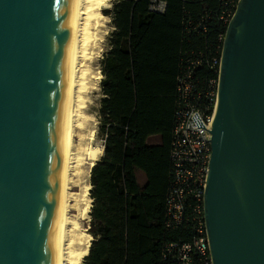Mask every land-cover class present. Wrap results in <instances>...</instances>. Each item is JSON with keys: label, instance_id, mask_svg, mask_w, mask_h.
<instances>
[{"label": "water", "instance_id": "obj_1", "mask_svg": "<svg viewBox=\"0 0 264 264\" xmlns=\"http://www.w3.org/2000/svg\"><path fill=\"white\" fill-rule=\"evenodd\" d=\"M74 0H0V264H55ZM203 213L212 264H264V0L224 35Z\"/></svg>", "mask_w": 264, "mask_h": 264}, {"label": "trees", "instance_id": "obj_2", "mask_svg": "<svg viewBox=\"0 0 264 264\" xmlns=\"http://www.w3.org/2000/svg\"><path fill=\"white\" fill-rule=\"evenodd\" d=\"M162 1L164 12L152 10V0H112L102 10L113 29L101 61L104 151L90 168L85 264H162L165 243L191 237L183 226L167 227L165 218L178 62L181 50L211 44L222 27L212 21L205 34L183 39V9L196 13L209 0ZM195 75L212 71L202 65ZM153 134L162 136L160 145L146 143ZM137 170L146 177L143 186Z\"/></svg>", "mask_w": 264, "mask_h": 264}, {"label": "built area", "instance_id": "obj_3", "mask_svg": "<svg viewBox=\"0 0 264 264\" xmlns=\"http://www.w3.org/2000/svg\"><path fill=\"white\" fill-rule=\"evenodd\" d=\"M184 2L185 0H181ZM238 0H209L196 13L182 11L181 35L189 40L205 34L212 21L222 27L211 44L181 50L176 77V108L170 141V180L165 195L167 227L183 226L191 237L163 245L162 264H212L206 236L203 196L211 154L220 54L227 24ZM151 9L164 12L166 2L152 0ZM206 65L211 76L195 75Z\"/></svg>", "mask_w": 264, "mask_h": 264}, {"label": "bare ground", "instance_id": "obj_4", "mask_svg": "<svg viewBox=\"0 0 264 264\" xmlns=\"http://www.w3.org/2000/svg\"><path fill=\"white\" fill-rule=\"evenodd\" d=\"M88 2L90 7V4L93 3L92 0H74L69 54V82L60 168V197L57 207V251L55 264H81V251L87 237V234L81 227V220L87 216L90 198L86 194L78 196L79 187H77L78 183L76 185L74 182V178L77 174L86 171L85 165L88 159L92 158V146L87 144L89 142H85L82 138L87 135L93 138L94 135V131L88 128L87 130L82 125V119L84 118L79 114L80 110L78 112V108L81 105L83 96L77 94L79 87L81 89V82H85L91 75L87 73L86 66L81 71L85 60L82 56L81 45L82 34L85 28L84 22L88 21L86 17L89 11L87 9ZM83 74L86 75V78ZM86 88L88 90V87ZM80 180L78 179L79 182Z\"/></svg>", "mask_w": 264, "mask_h": 264}, {"label": "rangeland", "instance_id": "obj_5", "mask_svg": "<svg viewBox=\"0 0 264 264\" xmlns=\"http://www.w3.org/2000/svg\"><path fill=\"white\" fill-rule=\"evenodd\" d=\"M92 2L93 3L90 2L91 3L90 7H89V2H88V8L87 9L89 11L87 14L88 16H86L88 21L84 22L85 28H84V32L82 34V45H81L82 56L85 58V60L83 62L84 64H82V67H81V71L86 66L85 68L87 70V73H89V75L90 74L91 75H90V78L87 79L88 81L85 80V82H81V80H80L81 89L79 87V91L77 94H81L83 96V99L81 100V105L78 108V112L80 110L79 114H81V116L84 118V119H82V125L86 129L88 128V129H91L92 131H94L93 138H91L87 135L88 137L85 136L82 139H84L85 142H89L87 144L92 146V153L94 155L91 153L92 158L88 159V161L85 165L86 171L77 174L74 178V180H75L74 182L76 183V185H77V183L79 185V186L77 185V187H79L78 188L79 191L77 192L78 196H82V195L86 194L89 198L91 197L90 190H89V188L91 186L90 168L95 161H97V160H99V158H101V156L103 155V151H104V136L101 135V133L99 131V126L101 124V118L99 115V108L101 105V100L103 98V94H102V90H101V80L103 78V73L101 70V61L103 58V54L109 48L108 38H109V34H110L111 30L113 29L111 22H110V17L102 14V10L111 8L112 0H96L95 2H94V0H92ZM83 36H84V38H83ZM84 77L86 78V75H84ZM88 82H90V83L88 84ZM89 86H90V88H89ZM86 87H88V90ZM84 115H85V117H84ZM77 141H76V144H77ZM94 149H96V150H94ZM98 149H99V151H98ZM76 178H78L79 180L81 179L80 182ZM139 180H140L139 182H142L141 177L139 178ZM87 183L89 186L87 185ZM72 190H74V188H72ZM83 191H84V193H83ZM91 199H92V197H91ZM89 205H90V202H88V207H89ZM92 205H93V199L91 201V209H92ZM90 212H91V210H90ZM71 213H73V212H71ZM87 216H88V210H87ZM87 216L81 220V227H83L85 219H87ZM90 219H91V216H90ZM88 240H89V238L86 237L85 244H84L82 251H81V256H80V263L81 264L84 263V258L82 260V255L85 254V252L87 250Z\"/></svg>", "mask_w": 264, "mask_h": 264}, {"label": "crops", "instance_id": "obj_6", "mask_svg": "<svg viewBox=\"0 0 264 264\" xmlns=\"http://www.w3.org/2000/svg\"><path fill=\"white\" fill-rule=\"evenodd\" d=\"M146 143L148 144V145H160L161 143H162V136L160 135V134H153V135H150V136H148L147 137V139H146ZM136 175H137V179H138V183H139V185L140 186H143L145 183H146V177H145V175H144V173L143 172H141L140 170H137L136 171ZM141 177L142 178V182H139L140 180H139V178ZM91 201H92V199L90 198V205H91ZM90 205H89V207H90ZM89 207H88V210H89ZM89 218V216H87V219ZM86 220V219H85ZM85 223V222H84ZM87 237L89 238V240H88V243H89V241H90V239H91V237H90V235L88 234L87 235ZM88 248V247H87ZM86 254V253H85Z\"/></svg>", "mask_w": 264, "mask_h": 264}]
</instances>
